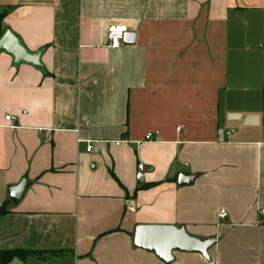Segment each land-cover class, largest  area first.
<instances>
[{
    "label": "crops",
    "instance_id": "0c3cea01",
    "mask_svg": "<svg viewBox=\"0 0 264 264\" xmlns=\"http://www.w3.org/2000/svg\"><path fill=\"white\" fill-rule=\"evenodd\" d=\"M4 11V31L43 65L0 51V250L42 252L9 264H264V0H0ZM111 24L135 43L109 48ZM139 226L193 249L140 246Z\"/></svg>",
    "mask_w": 264,
    "mask_h": 264
},
{
    "label": "water",
    "instance_id": "95a60500",
    "mask_svg": "<svg viewBox=\"0 0 264 264\" xmlns=\"http://www.w3.org/2000/svg\"><path fill=\"white\" fill-rule=\"evenodd\" d=\"M135 43V34L127 32L124 44ZM0 51L11 55L16 64L27 63L43 69L40 53L29 52L21 43L20 39L12 32L6 31L0 39ZM193 176H179V184H189L193 181ZM143 182L142 175L139 176V183ZM26 183L11 187L8 190L9 198L14 204H18L24 195ZM136 243L140 246L163 251L166 247H176L179 249H193L192 245L181 232H174L171 228L158 226H139L135 234Z\"/></svg>",
    "mask_w": 264,
    "mask_h": 264
},
{
    "label": "built area",
    "instance_id": "2783aa9c",
    "mask_svg": "<svg viewBox=\"0 0 264 264\" xmlns=\"http://www.w3.org/2000/svg\"><path fill=\"white\" fill-rule=\"evenodd\" d=\"M127 33V29L124 25H120V24H111L108 29H107V45L109 48H113V49H117L120 48L123 44H124V40H125V35ZM26 113V112H24ZM6 121L9 122H15L16 121V117L13 116L12 114H6L5 116ZM159 135V132H149L147 133L144 138L138 142V147L142 148L143 145L147 142H151L156 140L157 136ZM123 141H116V145H120ZM92 148L91 145L88 146V151H90ZM138 170L139 172H143L145 169V166L142 162H139L138 164ZM260 214V222H264V209H261L259 211ZM218 218L221 221H224L228 218L229 216V212L226 209H220L218 214H217Z\"/></svg>",
    "mask_w": 264,
    "mask_h": 264
},
{
    "label": "trees",
    "instance_id": "16d2710c",
    "mask_svg": "<svg viewBox=\"0 0 264 264\" xmlns=\"http://www.w3.org/2000/svg\"><path fill=\"white\" fill-rule=\"evenodd\" d=\"M7 11L0 13V39L4 35L3 21L6 17ZM146 187V186H145ZM9 202L0 204V220L9 213L8 209ZM40 251L14 249V250H0V264H9L15 259L26 260L31 256L39 255Z\"/></svg>",
    "mask_w": 264,
    "mask_h": 264
}]
</instances>
